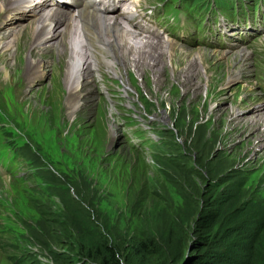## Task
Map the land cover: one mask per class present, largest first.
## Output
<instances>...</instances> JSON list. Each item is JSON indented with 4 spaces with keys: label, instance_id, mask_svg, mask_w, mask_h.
Here are the masks:
<instances>
[{
    "label": "rangeland",
    "instance_id": "rangeland-1",
    "mask_svg": "<svg viewBox=\"0 0 264 264\" xmlns=\"http://www.w3.org/2000/svg\"><path fill=\"white\" fill-rule=\"evenodd\" d=\"M251 4L235 0L248 22ZM33 20L0 29V139L20 162L12 177L9 170L0 179V264H104L106 246L123 264H206L215 250L228 249L219 241H238L230 227L264 225V139L257 136L264 125L251 133L235 123L252 124L264 112L256 109L264 103L263 19L250 22L252 36L229 49L172 38L179 46L166 47V37L154 35L162 45L150 54L163 68L117 65L120 79L92 67V78L78 83L98 101L80 124L61 117L66 111L57 106L66 71L56 76L50 61L59 62L53 56L61 39L49 47L45 33L33 51L45 55L30 62L28 43L6 47L8 35ZM238 54L243 61L233 63ZM242 65L247 75L211 76ZM174 66L196 76L177 78ZM234 217L240 222L229 224Z\"/></svg>",
    "mask_w": 264,
    "mask_h": 264
},
{
    "label": "bare ground",
    "instance_id": "bare-ground-1",
    "mask_svg": "<svg viewBox=\"0 0 264 264\" xmlns=\"http://www.w3.org/2000/svg\"><path fill=\"white\" fill-rule=\"evenodd\" d=\"M48 1L49 0H0V29L8 30L10 27L14 28V25H18L23 20H26L30 17H35V20H33L29 26L20 24L17 27V33H14L15 36L9 34L8 38L10 39L11 36L13 38L10 39L11 42L8 43L9 45H6V47L15 45L16 48L24 43H28L29 46L31 45V51L29 49L28 52L29 62L38 53L45 55V52L43 51L33 52L36 50L34 44L40 43L39 40L42 36H44L45 33L48 35L47 39L51 40V43L48 44V46L50 45L49 47H52L54 40L58 38L61 39L60 43H62V45L59 44V48H55V55L53 56L56 59L58 58L59 62H57V60L49 61L53 62V66H51L54 68V73L56 76L60 73L61 67L64 71H66L60 80L61 93L60 95L55 96L58 97L57 106L62 107L64 111H66L64 114L61 112L60 115L61 117L66 118L67 121H72L74 124L82 123L87 110L94 107L98 101V98L94 96V92L91 90V93L88 92L87 95H83L82 92H80L81 89L78 83L79 79L86 81V78H92V67L94 70H99L101 73L108 71L110 72L108 74L117 76L120 79L124 78V74L121 73L123 72L122 70L121 72L119 71L117 65L126 64L129 68L131 67L136 71L140 70L142 72L147 71V69H150L152 66H161L159 68H163V64L161 63L160 58H158L160 56L152 57L150 54L151 52L156 51L159 45H162L161 43H157L156 40L151 39V37L157 38L158 35L157 37H154V34L148 33V36H145L142 35L143 32L141 31L138 33L130 30L127 27L126 29L124 25L127 24L122 21V15L118 11L105 14L102 12V8L100 7L91 9L87 5H82L72 15L68 13L71 10L62 11L60 9L59 3H54L53 0H51V2ZM116 1L122 6L131 5L133 3L142 4L140 3L141 0ZM45 4L49 5L46 6ZM125 13L126 15L130 16L132 10H129ZM128 24L133 27L136 26L135 23L128 22ZM27 33H29L28 37ZM6 35L7 34H5V36ZM5 36H3V38H5ZM0 37L2 38V36ZM170 39H167V37L164 39L166 42L163 44L166 45V47H171L173 45L176 47L179 46L176 45L172 40L170 41ZM3 42L4 40L0 39V45H2ZM82 46H85V50L80 49ZM48 48L46 49L47 51L49 50ZM168 51L171 52V48ZM201 52L206 54L205 50ZM49 53L50 52H47V54ZM18 55L20 56V54ZM221 55L223 56L224 53ZM48 56L51 55H47V59H50ZM243 57V55L238 54L230 60L233 61V63H238V61H243ZM41 60L42 61L38 62L40 63V66L42 62L44 63L46 61L43 57ZM23 62L24 61L22 58L21 63L18 62V64H23ZM38 63L36 65H38ZM179 63L180 62L176 59L174 65L176 66ZM44 65L47 66L46 63ZM175 66L172 69L177 78L180 74L184 73H186V75H184V80L187 78L192 79L196 76L194 70L190 68L188 69L186 67L187 70H184L181 67ZM152 70H154V68ZM226 70L227 72H216V74L211 76L216 75L215 80L221 81L225 77V74H232L229 77L232 78L235 74L241 72V70H243L246 75L250 72L249 68L244 67V65L240 66L238 70L233 69V67H228ZM36 71L42 74L44 70L38 68ZM41 74L37 75V77L41 78ZM35 79L37 80V78ZM84 89H86L85 85ZM94 91L97 92L95 89ZM263 107L264 103L259 105L256 109H262ZM214 114L216 113L213 111L211 116ZM162 116L163 118L159 117V119L164 120L165 114L163 113ZM256 117L257 120H254L252 124H248L245 119L236 118L235 123L237 131H251V133H254L255 129L260 127L259 125H264V112L256 113ZM257 136H261L264 139V131L261 130Z\"/></svg>",
    "mask_w": 264,
    "mask_h": 264
},
{
    "label": "trees",
    "instance_id": "trees-1",
    "mask_svg": "<svg viewBox=\"0 0 264 264\" xmlns=\"http://www.w3.org/2000/svg\"><path fill=\"white\" fill-rule=\"evenodd\" d=\"M232 219L229 224H236L240 219ZM239 220V221H238ZM231 235L238 238L229 246L222 241H219L218 247L225 246L226 250H215L212 254L214 259L206 264H264V225L255 224L251 229L244 225L237 228H229ZM105 253L108 255V261L104 264H123V257L120 252L111 247L106 246ZM91 256V254H88ZM100 257V254H97ZM91 258V257H89ZM105 258L103 257L102 260Z\"/></svg>",
    "mask_w": 264,
    "mask_h": 264
}]
</instances>
